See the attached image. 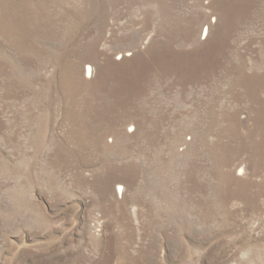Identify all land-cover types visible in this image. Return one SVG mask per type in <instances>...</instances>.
Segmentation results:
<instances>
[{"label":"rangeland","instance_id":"rangeland-1","mask_svg":"<svg viewBox=\"0 0 264 264\" xmlns=\"http://www.w3.org/2000/svg\"><path fill=\"white\" fill-rule=\"evenodd\" d=\"M0 264H264V0H0Z\"/></svg>","mask_w":264,"mask_h":264}]
</instances>
